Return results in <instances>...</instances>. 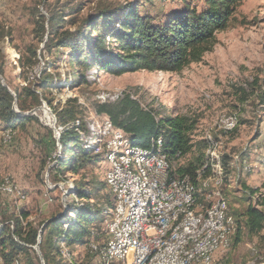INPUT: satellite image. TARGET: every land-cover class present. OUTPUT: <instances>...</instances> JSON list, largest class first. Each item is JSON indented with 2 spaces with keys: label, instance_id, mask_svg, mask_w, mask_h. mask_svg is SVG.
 Listing matches in <instances>:
<instances>
[{
  "label": "rangeland",
  "instance_id": "obj_1",
  "mask_svg": "<svg viewBox=\"0 0 264 264\" xmlns=\"http://www.w3.org/2000/svg\"><path fill=\"white\" fill-rule=\"evenodd\" d=\"M124 1L129 0H0V28L6 33L0 41L5 85L12 91L27 82L39 84V78L44 74L52 75L53 83L44 91L45 96L52 107L75 99L83 118L81 121L98 115L95 113L96 104L114 103L123 94L138 100L142 107L152 109L158 118L168 115L190 118L195 122L190 136L192 153L173 161L172 172L178 175L177 168L185 166L200 153L203 160L208 151L206 137L213 136L214 153L220 160L221 188L228 201L229 214L242 226L241 216L249 204L264 213V189L261 188L264 183V106L257 98L264 92V82H260V69L264 67V0H245L237 5L227 28L215 35L211 51L205 52L200 60L191 62L180 72L138 71L113 76L92 67L85 71L87 86L73 84V77L66 81L71 73L67 64L69 51L56 47L48 50L46 47L51 33L47 24L50 16L58 15L63 20L62 28L57 32L60 35L65 29L73 31L86 15L94 13L97 4L117 7ZM183 2L135 0L133 3H136L139 15H149L158 22H164L169 13L182 7ZM185 2L198 10L203 7L198 0ZM39 15L45 19L43 34L36 24ZM32 50L36 53V63L19 77L18 61L23 57L25 62ZM256 80L258 82L253 87L248 84ZM115 97L118 98L115 100ZM243 97L247 99L241 101ZM42 106H46L49 112L37 109ZM52 107L41 99L40 106L21 112L36 117L38 122L11 131L8 139L0 124V186L9 188L8 191L0 190V225L20 212L25 213L27 221L35 227L57 213L61 214L56 217L66 214L67 205L72 202L69 193L74 183L82 181L84 175L90 183L95 179V186L88 184L98 189L95 192L98 207L108 208L107 191L101 183L107 170L103 153H96L101 162L91 171L80 172L79 176L64 173L59 178L49 173L55 164L54 159L60 157L58 143L53 133L52 141L47 130H51L48 124L54 116ZM233 114L238 119L236 128L226 134L217 131L215 122ZM242 185L258 189V192L250 198L242 191ZM109 209L99 216L103 219L97 224L101 230L103 223L106 228L110 220ZM69 215L72 216L71 213ZM61 249L66 248L61 245ZM72 249L76 260L82 261L83 249L80 246ZM217 253L215 264H264V228L259 236L253 238L244 232L235 248ZM35 254L39 257L36 251Z\"/></svg>",
  "mask_w": 264,
  "mask_h": 264
},
{
  "label": "trees",
  "instance_id": "obj_2",
  "mask_svg": "<svg viewBox=\"0 0 264 264\" xmlns=\"http://www.w3.org/2000/svg\"><path fill=\"white\" fill-rule=\"evenodd\" d=\"M182 1V7L169 13L164 22H158L149 15H139L136 3L129 1H124L122 6L117 7L107 3L97 4L94 13L86 15L73 31L65 29L60 35L57 32L62 28L63 20L53 14L47 21L51 33L46 47L48 50L56 47L69 51L67 64L71 73L70 79L66 78V81L72 80L73 77V84L78 86L88 85L85 71L92 67L113 76L138 71L180 72L191 62L200 60L205 52L211 51L215 35L227 28L236 6L245 0H198L203 4L200 10L185 0ZM44 20V16L39 15V20L36 21L41 34L44 33ZM5 35L0 28V41ZM54 40L56 41L53 42ZM35 54V50L30 51L25 62L23 57L20 58L19 77L26 74L36 63ZM3 73V61L0 59L2 79ZM260 74V82H264V67L260 69ZM257 82L256 80L248 84L253 87ZM52 83L53 76L44 74L39 78V84L27 82L24 86L12 90L11 94L8 92V86L4 87L0 81V124L3 130L12 133L11 131L18 128L24 129L26 124L38 122L32 115H18L14 108L19 112H26L40 106L41 99L52 107L44 93ZM257 98L264 106V92ZM75 102V99H71L62 106L52 107L55 127L59 133L60 157L54 159L55 164L49 173L59 178L64 173L79 176L80 172L91 171L94 165L102 161L96 154L100 151L85 149L79 140L74 123L83 118L80 117L81 113ZM95 113L106 116L116 128L121 129L125 136L129 137L127 138L131 146L148 148L152 140L161 138L162 152L170 166V175H174L172 162L192 153L190 136L195 122L188 117L168 115L158 118L152 109L142 107L139 101L129 94H123L122 98L114 103L96 104ZM82 125L83 123L80 128ZM47 130L52 138V131ZM52 141L54 142L53 138ZM204 159L205 157L202 160L200 153L185 166L178 167V176L186 175L196 185L199 181L195 173L202 166ZM86 177L84 175L82 178L81 175L82 181L74 183L73 190L69 193L72 202L67 205L66 214L56 217L61 214L57 213L42 222L39 227H35L32 222L27 221V215L20 212L18 216L7 218L0 225L1 264H41L34 247L42 225L44 226L41 229L39 251L44 264H68L61 245L70 253L74 252L72 247L80 246L84 251L82 264H94L96 253L90 249V245L101 247L105 243L104 223L102 230L97 224L103 221L99 216L112 205V193L101 181L107 191L108 208H99L95 200V192L98 191L94 187L95 179L90 183L86 181ZM88 183L94 186L89 187ZM222 183L220 189L228 207V201L221 188ZM242 186V191L250 198L258 192V189ZM261 188L264 189V183ZM199 197V201H202L203 193ZM230 215L233 217L231 213ZM233 220L235 228L230 237L229 249L235 248L241 242L244 232L253 238L259 236L264 228V213L252 204L246 207L241 216L242 226L234 217Z\"/></svg>",
  "mask_w": 264,
  "mask_h": 264
},
{
  "label": "bare ground",
  "instance_id": "obj_3",
  "mask_svg": "<svg viewBox=\"0 0 264 264\" xmlns=\"http://www.w3.org/2000/svg\"><path fill=\"white\" fill-rule=\"evenodd\" d=\"M129 1L132 4L135 2V0ZM117 98L115 97V100ZM97 116L85 121L77 119L74 125L77 127L79 140L85 149L106 151L108 122L101 120V115ZM236 116L233 114L218 119L215 122L216 130L225 134L232 132L238 123ZM81 123L84 125V127L82 125L83 129L80 128ZM4 133L6 139L9 134H12L9 131ZM127 137L114 143L113 151H110L108 156L106 153L102 154L107 165L104 182L113 195L111 209H109L110 220L105 232H117L118 239L122 243L132 242L133 249H141V245L144 244V257L141 264H195V261L197 264H204L207 256L208 260H205V264H215L216 253L229 248L234 223L220 189L222 183L219 174L220 160L214 153L215 144L211 138L213 136L206 137L208 151L207 154L205 153L202 166L195 173L199 182L194 185L186 175H173L172 184L178 185L180 197L175 198V188H168V198L159 199L157 209H154L156 196L162 194V186L157 178L153 177L151 166L152 160L157 155L163 164L164 172L170 175V166L162 152L161 138L152 140L150 146L144 149L131 146ZM113 161L124 162L125 170L131 176L129 209H127L126 221L121 222L117 186L109 171ZM1 187L3 188L1 191L9 190L5 185ZM201 193H203V200L199 201ZM192 219L188 232L180 230ZM163 220L166 221L159 230H156V237H146L145 242L143 224H146V221L160 223ZM131 224H134V229ZM179 230L180 237L177 239V236L173 235ZM90 249L96 253L97 264H132L130 262H133V253H125V258H118L117 262L112 256L110 246L92 245ZM63 252L68 264H82L67 249H63Z\"/></svg>",
  "mask_w": 264,
  "mask_h": 264
},
{
  "label": "built area",
  "instance_id": "obj_4",
  "mask_svg": "<svg viewBox=\"0 0 264 264\" xmlns=\"http://www.w3.org/2000/svg\"><path fill=\"white\" fill-rule=\"evenodd\" d=\"M101 120H107L108 122V138L106 151H100V153H106V156H108L109 152L113 151L114 143L121 141L126 134L121 129L116 128L106 116L101 115ZM151 166L153 169V177H156L158 183L162 186V194H160V196H156L154 209H157V206H159V199L168 198V188H175V198H179L180 195L178 194V185L172 184L173 175H169L164 172L163 164L161 160H159V155L152 160ZM109 171L111 172L113 182L116 183L117 186L118 206L121 208L120 222L126 221V213L127 209H129V201L131 199V176H129L128 172L125 170V165L122 161H113L112 165L109 167ZM1 189L3 188L1 187L0 190ZM165 221L166 220H163L160 223H150L146 221V224H143L145 242L146 237H156V230H159V227H161ZM120 222H118V224H120ZM191 222H193V219L189 220L186 225H183L180 230H187L188 232L190 230ZM131 225L134 229V224ZM180 230L177 234L173 235L177 236V239L180 237ZM105 236L106 239L104 246H110L112 248V256L115 257L117 262L118 258H125V253H133V262L130 263L141 264L142 258L144 257V244L141 245V249H133L132 242L122 243L117 237V232H105ZM91 247L92 244L90 245V248ZM205 260H208V256L204 259V264ZM195 264H197V261H195Z\"/></svg>",
  "mask_w": 264,
  "mask_h": 264
},
{
  "label": "water",
  "instance_id": "obj_5",
  "mask_svg": "<svg viewBox=\"0 0 264 264\" xmlns=\"http://www.w3.org/2000/svg\"><path fill=\"white\" fill-rule=\"evenodd\" d=\"M0 81H1V84L6 87L2 77H0ZM8 89V88H7ZM8 92H10L12 94V92L8 89ZM37 109H41L43 113H47L49 112V110L47 109L46 106H42L40 108H37ZM14 111L20 115V116H28V114H24V113H21L19 112L18 110H16V108H14ZM48 126L51 128L52 130V133H53V138L56 140V142L58 143L59 145V133H58V130L56 129L55 127V116L52 117V120L51 122H49ZM60 146V145H59ZM40 239H41V230L39 231V235H38V239H37V244L36 246L34 247V250L36 251V253L39 255V259L40 261L42 262L43 264V261H42V257L40 256V251H39V243H40Z\"/></svg>",
  "mask_w": 264,
  "mask_h": 264
},
{
  "label": "crops",
  "instance_id": "obj_6",
  "mask_svg": "<svg viewBox=\"0 0 264 264\" xmlns=\"http://www.w3.org/2000/svg\"><path fill=\"white\" fill-rule=\"evenodd\" d=\"M217 254H218V253H217ZM217 254H216V255H217ZM96 264H97V263H96Z\"/></svg>",
  "mask_w": 264,
  "mask_h": 264
}]
</instances>
